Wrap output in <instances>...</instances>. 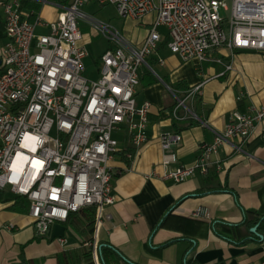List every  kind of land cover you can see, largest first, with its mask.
<instances>
[{"label":"built area","instance_id":"built-area-1","mask_svg":"<svg viewBox=\"0 0 264 264\" xmlns=\"http://www.w3.org/2000/svg\"><path fill=\"white\" fill-rule=\"evenodd\" d=\"M66 1L69 5L42 2L62 10L53 22L39 15L29 22L20 0L3 4L7 43L0 56V191L28 200L39 236L47 235L54 224L67 222L70 214L95 208L91 246L99 264V232L113 219L105 211L117 199L111 162L119 153V143L113 134L125 127L135 148L149 141L151 104L138 106L135 96L140 68L151 69L148 59L163 40L159 28L167 29L168 48L182 61H215L224 67V75L233 71L237 52L264 54V0H231V8L223 0ZM90 1L113 5L124 19L140 21L155 14L142 47H129L117 31L85 15L81 8ZM222 10L230 12L229 20ZM80 20L114 46L99 60L98 79L84 74L91 39L81 31ZM39 27L49 32L37 34ZM217 49L228 50L229 61L213 59L211 52ZM202 86L178 101L176 118L179 108L193 115L186 101ZM249 111L233 112L213 141L200 146L195 164L166 172L163 178L183 183L198 172L208 173L222 147L240 151L233 140L246 143L264 121V106ZM181 140L179 135L163 134L162 149L169 150Z\"/></svg>","mask_w":264,"mask_h":264},{"label":"crops","instance_id":"crops-1","mask_svg":"<svg viewBox=\"0 0 264 264\" xmlns=\"http://www.w3.org/2000/svg\"><path fill=\"white\" fill-rule=\"evenodd\" d=\"M7 1L0 0V56L7 43L3 13ZM43 1L20 0L29 22L37 15L48 22L58 19L59 10ZM131 21L143 34L135 45H127L139 49L154 16ZM160 28L163 40L148 59L151 69L140 68L135 96L138 106L151 104L149 141L135 148L125 127L114 133L121 134L115 138L119 153L111 162L117 199L105 211L113 219L101 228L98 247L112 248L107 264H264V227L257 226L254 233L255 227L249 232L242 226L246 213L264 216V121L246 143L233 140L240 151L222 147L208 173L198 172L183 183L163 178L166 172L195 164L200 146L213 141L233 112L246 114L264 106V54L237 52L233 71L222 75L225 69L215 61H182L168 48L167 29ZM48 32L37 28V34ZM113 47L110 44L109 49ZM211 56L230 59L226 49ZM96 65L99 68V62ZM199 84L201 91L186 101L193 115L179 108L176 118L178 101ZM166 133L181 136V142L163 150L161 136ZM4 193L0 264H87L86 252L91 249L93 255L94 233L89 235V227L58 222L47 235L39 236L28 200ZM197 211L202 212L200 217L194 216Z\"/></svg>","mask_w":264,"mask_h":264},{"label":"rangeland","instance_id":"rangeland-1","mask_svg":"<svg viewBox=\"0 0 264 264\" xmlns=\"http://www.w3.org/2000/svg\"><path fill=\"white\" fill-rule=\"evenodd\" d=\"M59 2H64L66 0H58ZM210 1V0H207ZM231 8V0H223ZM59 11H62L59 9ZM81 11L88 17L108 25L112 28V31H117L120 36L124 38L127 44L135 45L136 41L143 34V30L136 25L131 19L121 18L113 5L106 4L100 5L95 1H90ZM222 15L226 20L230 18V12L221 11ZM155 20V14H152ZM79 26L84 34H89L91 37V43L87 45V50L89 56L85 60L86 72L84 73L86 77L91 79L98 78V67L97 62H99L101 56L109 49L110 44H112L109 39H107L101 32L97 31L93 26L88 24L84 20H80ZM164 28H160V31H164ZM121 134H114V138L119 139Z\"/></svg>","mask_w":264,"mask_h":264},{"label":"trees","instance_id":"trees-1","mask_svg":"<svg viewBox=\"0 0 264 264\" xmlns=\"http://www.w3.org/2000/svg\"><path fill=\"white\" fill-rule=\"evenodd\" d=\"M65 4L69 5L67 1L65 2ZM113 48H110V49H113ZM4 196H5V193L0 191V201H4ZM18 198H21V197H18ZM95 216H96V209L88 208L80 212L70 214L67 222H69L70 224L76 227H79V225H82L84 227H89V235H93L94 233L93 226L95 222ZM242 226H244L249 232L254 227H257V226L259 228L264 227V216H260L259 214L253 213V212L246 213ZM167 245L168 244H165L164 246H167ZM111 252H112V248L110 246L108 245L99 246L98 247L99 262L101 264H107V260H108L107 257L111 254ZM85 257H86L87 264H95L91 249H89L86 252ZM185 263L189 264V261H186Z\"/></svg>","mask_w":264,"mask_h":264},{"label":"water","instance_id":"water-1","mask_svg":"<svg viewBox=\"0 0 264 264\" xmlns=\"http://www.w3.org/2000/svg\"><path fill=\"white\" fill-rule=\"evenodd\" d=\"M257 231V227H255L254 229H252V232H256Z\"/></svg>","mask_w":264,"mask_h":264}]
</instances>
